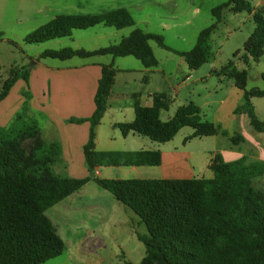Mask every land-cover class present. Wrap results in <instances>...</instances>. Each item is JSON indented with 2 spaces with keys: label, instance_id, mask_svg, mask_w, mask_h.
I'll return each instance as SVG.
<instances>
[{
  "label": "trees",
  "instance_id": "1",
  "mask_svg": "<svg viewBox=\"0 0 264 264\" xmlns=\"http://www.w3.org/2000/svg\"><path fill=\"white\" fill-rule=\"evenodd\" d=\"M225 9L247 12L256 25L244 44V64L259 62L264 55V15L255 11L248 0H230L212 9L214 22L199 34L196 45L179 52L168 47L164 38L137 27L127 9L97 15H61L28 34L24 42L40 44L71 37L75 30L104 26L133 29L118 44L87 51L63 48L46 50L40 59L65 61L95 56L113 58L133 56L146 68L157 65L150 42L183 57L191 70L206 64L210 56V36L222 20ZM238 51L235 54L239 56ZM117 70L105 65L95 95V112L90 118H72L70 123H90L89 140L84 147L85 178L63 176L55 171L61 160V146L47 143L37 122L29 112L32 95L23 92L25 102L7 127H0V264H44L65 250V243L47 210L95 182L117 201L129 207L145 224L148 234L139 236L146 253L139 264H264V191L253 181L264 177V163L248 164L246 159L225 162L216 155L209 166L212 178L105 179L95 175L100 167L160 166V150L98 151L96 128L108 108ZM220 75L233 79L245 92L244 104L236 113L246 114L256 132H264V120L255 114L252 100L264 98V88L247 90L248 72L230 62ZM30 65L12 68L0 85V104L8 98L19 80L28 84ZM151 107L135 103V117L115 125L124 137L137 134L153 142H171L185 127L194 138L220 134L213 122L203 120L201 108L194 102L180 106L169 120L161 119L168 111L171 98L164 93L153 95ZM228 136L226 132L222 133ZM233 145L243 141L241 135L230 136ZM120 264H135L123 255Z\"/></svg>",
  "mask_w": 264,
  "mask_h": 264
},
{
  "label": "rangeland",
  "instance_id": "2",
  "mask_svg": "<svg viewBox=\"0 0 264 264\" xmlns=\"http://www.w3.org/2000/svg\"><path fill=\"white\" fill-rule=\"evenodd\" d=\"M229 1L166 0L165 3L159 4L153 0H141L138 7L133 9V14L138 24L162 36L165 44L171 49L189 51L196 45L200 32L214 22L211 13L212 8ZM248 1L255 11H260L264 15V0ZM127 2L128 0H122V3L128 4ZM38 6L39 0H0V85L9 77L12 68L20 69L23 66L30 65L28 64L30 62L29 57L33 58L36 54L49 49L53 50L59 46L61 41H68L67 38H63L40 44H27L24 42L25 37L37 28V23L33 22L30 14ZM196 9L198 10L196 11ZM255 27L253 17L249 13H233L229 9H225L221 22L208 42L210 48L208 62L201 68L192 71V79H198V84H192L191 81L193 80L188 77H185L184 81L181 78L178 82L174 78L175 86L189 82H191V85L182 89L178 98L174 96L175 101L171 105L170 111L161 112V119L164 121L169 120L175 114L173 110L176 111L180 106L187 104L186 102L193 101L201 108L203 120L213 122L220 130L227 131L229 137L226 136V138L220 134V136L194 138L184 143V140L194 133L193 128L185 127L171 142L165 144L153 142L149 138L137 134H130L129 138L126 139L121 131L112 125L113 121L126 122L124 120L129 116V113L125 108L124 111L118 112L114 117L107 116L101 121L96 128V134L99 135L100 142L106 144L109 138L116 135L119 141L117 148L119 149L148 150L150 144H154L157 148L163 150L167 158L171 153L176 155L177 160L171 162L168 160L164 166L143 167V176L147 179L211 177L213 173L208 168V164L214 152L232 145L230 136L246 134L249 129L248 124H245L247 116L236 113L237 109L244 104L245 93L243 90H239L240 93L238 94L235 82L232 79L220 81L219 77L222 69L233 62L237 69L247 70V90L264 88V55L259 62L250 59L249 65L244 64L242 58L245 54L244 44L254 32ZM100 29L107 28L100 26ZM75 33L76 39L81 40L79 35L85 32L77 31ZM150 44L159 63L162 65L167 61L166 70L173 73L179 71L176 64L179 55L160 47L155 41H151ZM238 51L240 54L235 57ZM45 61L47 63L59 62L52 59H46ZM151 74L149 73V76H152ZM133 75L139 74L134 73ZM161 77H163L162 74H156V87L165 85ZM221 77L226 78L224 75ZM202 78H204V81H201ZM18 92L19 90L16 88L14 96L7 102H2L0 116L7 114L5 108L9 106L12 108L17 105L15 104V98L18 96ZM130 101L125 97L119 102V105L122 108L128 107ZM252 103L258 119L263 121L264 98H255ZM9 114L12 116L5 127L11 124L16 113L14 114V111L10 110ZM132 117L133 115L130 112V118ZM34 120L37 124H41L39 119L38 121ZM120 169L112 168V171L116 172ZM61 174L68 176L66 173ZM79 174L82 173L77 175ZM104 176H107V174L104 173ZM253 182L256 188L264 191L263 177L256 178ZM74 195V199L59 203L46 212L63 239L65 250L61 256L44 264H88L87 259H90V253L87 251H84L85 256L81 260L75 258L78 249L77 241L88 232L97 236L106 232L114 233L120 241L121 249L112 237V240L110 239L111 241L103 251L117 252L119 255L123 251L127 260L139 264L145 256L146 249L144 243L138 239V235L146 236L148 234L141 219L129 207L117 201L108 191L102 189L93 181ZM103 197H108L110 201L104 200V204L96 205H87L88 203H86L87 199L92 198L101 201ZM69 203L81 207L80 209H70ZM86 206H90V209ZM99 208H103L108 214L106 216L101 214L100 217L96 215L89 216L90 213L95 214V210ZM101 252L95 253V256H99ZM109 262V264H118L120 261L115 256Z\"/></svg>",
  "mask_w": 264,
  "mask_h": 264
},
{
  "label": "crops",
  "instance_id": "3",
  "mask_svg": "<svg viewBox=\"0 0 264 264\" xmlns=\"http://www.w3.org/2000/svg\"><path fill=\"white\" fill-rule=\"evenodd\" d=\"M140 1L141 0H128V4H125L122 3V0H39V6L34 9V12L30 14V17H32L33 22L37 23L36 29L44 26L57 16L61 15H97L122 8L127 9L133 18H135L133 9L138 7ZM153 1L162 4L165 3L166 0ZM197 10L198 9H196V11ZM135 22L137 27L141 28L146 33L155 34L154 32H151L149 28H145L138 24L136 19ZM104 28L107 29H100V26H95L87 30H75L71 37H67L66 40L68 41H61L59 46L53 50L63 48L84 49L87 51L98 50L100 48L118 44L122 38L128 36L133 30L131 28H129V30H127V28L122 30L109 27ZM77 31L85 32L79 35L81 40H77L75 37V32ZM179 52H184V50ZM40 54H36L33 58L29 57L30 62L28 64H30V78L28 84L23 80H19L12 88L8 98L3 101L4 103L11 99L14 96L16 88H18V96L15 98V104L17 105H14L12 108L11 106L5 108L7 114L5 116H0V126L5 127L8 124L9 118L12 116L9 114L10 110H13L14 114L21 110L25 102L23 92L29 91L32 95V98L29 101V116L37 121L38 119L41 121V124L38 122V126L41 130L43 139L47 143H58L61 146V160L55 165V171L58 174L66 173L69 177L74 178H85L89 175V173L87 174L88 169L85 165L84 147L89 140L90 123L85 122L83 124H74L70 123L69 120L72 118H90L94 114L96 108L95 95L105 65L112 64L116 68L117 73L115 76V84L108 100V108L103 119L107 116L114 117L118 112L124 111V109L127 108L129 116H127L124 121L130 122L135 117V103H139L144 107H151L153 105V95L164 93L171 98L172 105L175 101L174 96L178 98L182 89L191 85V82L192 84L197 85V82L199 81L198 79H192L193 70L189 69L185 59L181 56H179L176 63L179 73H173L172 71L170 72L169 70H166V67L168 66L167 61L161 65L158 59L156 66L146 68L140 60L133 56L118 58L110 56H95L87 59L75 57L65 61L58 60V63H47V61H45L46 59L38 60ZM134 73L139 75L135 76L133 75ZM149 73H152V76H149ZM158 73L163 76L161 78L165 85L162 87L155 86L156 74ZM221 76L222 75L219 77L220 81H223V79H230L226 76V78ZM185 77H188L193 81L175 86L174 78H176L175 81L178 82L181 78L182 81H184ZM201 81H204V78H202ZM236 88L239 94V90L241 89L238 87ZM125 97L131 101L128 103V107L122 108V106L119 105V102ZM0 107H2V103L0 104ZM170 107L168 111H170ZM174 111L175 110H173V113L176 112ZM130 112L133 115L132 118H130ZM118 123L122 122L113 121L112 125L115 127ZM245 124H248L249 129L247 130L248 133L241 134L243 141L239 145L232 144L228 145L225 149L215 151L210 159L208 168L216 155L220 156L225 162L244 158L248 164L254 162L264 163V132H256L251 127L248 116L246 117ZM220 131V134L226 137L222 133L227 131ZM129 136L125 138H129ZM118 142V138L114 135L108 139L106 144H102L99 135H97L96 149L98 151H132L117 148ZM150 145L151 146L148 150H160L162 152V164L160 166H164L168 160L170 162L172 160H177L174 153H171L170 156L168 155L167 158L161 148H157L154 144ZM143 167L154 166L100 167L95 170V175L105 179H147L143 176ZM112 168L121 169L120 171L114 172L112 171ZM78 173L82 174L77 175ZM104 173H106L107 176H104ZM212 177L213 175L209 178ZM74 196L75 195L73 194L64 201L72 200L75 198ZM104 200L110 201L108 197H103V200L101 201L90 198L86 200V203H88L87 205L104 204ZM80 207L81 206H73L72 203H69L70 209H80ZM86 207L90 209V206ZM101 214L106 216L108 213L103 208H99L95 210V214L90 213L89 216L96 215L100 217ZM112 237L114 238L113 240L117 242L118 247H120L119 249H121L120 241L114 233L106 232L103 233V235L97 236L88 232L77 241L78 249L75 258L81 260L82 257L85 256L84 251H87L90 253V259H87L88 264H109L110 259L115 256L116 259L120 261L118 264H120L123 255L125 256L123 251L120 252V255L117 252L109 253L103 251L105 247H107V244L112 240ZM99 252H101V254L95 256V253Z\"/></svg>",
  "mask_w": 264,
  "mask_h": 264
}]
</instances>
